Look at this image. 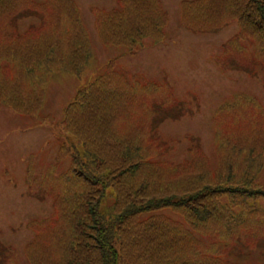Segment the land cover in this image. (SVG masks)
I'll use <instances>...</instances> for the list:
<instances>
[{"label":"trees","instance_id":"16d2710c","mask_svg":"<svg viewBox=\"0 0 264 264\" xmlns=\"http://www.w3.org/2000/svg\"><path fill=\"white\" fill-rule=\"evenodd\" d=\"M179 13L189 31L238 23L216 58L220 67L251 69L244 41L264 62V0H182ZM30 15L40 22L20 32L17 23ZM167 21L161 0H118L95 12L101 43L130 55L145 40L160 42ZM92 58L74 0H0L1 106L44 120L52 77L81 78ZM169 89L127 77L110 60L64 106L65 140L37 196L52 197L53 212L28 224V264H228L238 244L264 230V107L236 92L215 109L214 168L198 146L182 162L155 160L153 118L167 111ZM14 253L8 248L2 264H17Z\"/></svg>","mask_w":264,"mask_h":264},{"label":"rangeland","instance_id":"374dc122","mask_svg":"<svg viewBox=\"0 0 264 264\" xmlns=\"http://www.w3.org/2000/svg\"><path fill=\"white\" fill-rule=\"evenodd\" d=\"M181 1L161 0L168 20L162 39L157 44L145 40L130 55L123 48L102 44L95 29L96 10L117 7L118 0H75L93 49L85 76L59 73L52 77L40 110L44 120L0 105V264L8 248L15 252L17 264H28L24 247L34 236L28 228L29 221L43 219L53 212L54 199L37 196L42 194L41 181L44 175L52 173L49 167L56 162L59 145L65 140L63 108L78 90L103 72L110 60H115L118 70L127 77L170 88L167 111L153 118V149L158 156L155 160L182 162L189 157V147L198 146L214 168V109L240 91L254 95L264 105V62L256 59L251 42H243L251 54L248 60L254 58L251 69L244 64L226 69L216 60L223 52L222 43L238 31V23L233 21L216 30H186L180 22ZM39 22L38 16L30 15L21 18L16 28L23 32ZM48 116L53 122L45 120ZM69 163L65 157L57 163V170L63 172ZM260 177L264 184V166ZM253 234L252 240L241 242L224 258L228 264H264V230L256 228ZM203 241L207 245L211 242L207 238Z\"/></svg>","mask_w":264,"mask_h":264}]
</instances>
